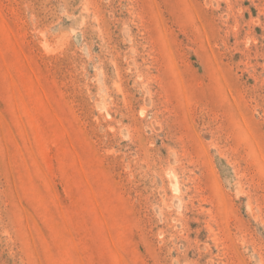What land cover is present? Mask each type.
I'll return each mask as SVG.
<instances>
[{
	"label": "rangeland",
	"instance_id": "rangeland-1",
	"mask_svg": "<svg viewBox=\"0 0 264 264\" xmlns=\"http://www.w3.org/2000/svg\"><path fill=\"white\" fill-rule=\"evenodd\" d=\"M0 264H264V0H0Z\"/></svg>",
	"mask_w": 264,
	"mask_h": 264
}]
</instances>
